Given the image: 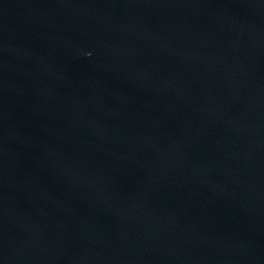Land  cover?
<instances>
[{"label":"water","instance_id":"obj_1","mask_svg":"<svg viewBox=\"0 0 264 264\" xmlns=\"http://www.w3.org/2000/svg\"><path fill=\"white\" fill-rule=\"evenodd\" d=\"M0 264H264V0H0Z\"/></svg>","mask_w":264,"mask_h":264}]
</instances>
